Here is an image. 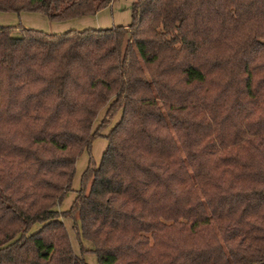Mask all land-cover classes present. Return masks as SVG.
<instances>
[{
    "label": "trees",
    "instance_id": "obj_1",
    "mask_svg": "<svg viewBox=\"0 0 264 264\" xmlns=\"http://www.w3.org/2000/svg\"><path fill=\"white\" fill-rule=\"evenodd\" d=\"M111 1L0 13L61 23ZM129 15L57 35L0 27V264H264V0H133Z\"/></svg>",
    "mask_w": 264,
    "mask_h": 264
},
{
    "label": "rangeland",
    "instance_id": "obj_2",
    "mask_svg": "<svg viewBox=\"0 0 264 264\" xmlns=\"http://www.w3.org/2000/svg\"><path fill=\"white\" fill-rule=\"evenodd\" d=\"M133 0H116L113 8H109L97 15V17H83L75 21H66L61 23H50L39 14L35 13H0V27L4 26H20L22 28L33 30L45 34L57 35L64 33L69 30H84V29H107L116 26H125L130 23L129 8L130 3ZM130 2V3H129ZM13 35H17L16 33ZM104 109H102L96 120L94 121L92 128L94 129L101 118L103 117ZM119 118V112L113 117L109 126L101 132L102 136H105L109 129L117 122ZM106 146V141L103 138L95 139L89 149V156L94 163L97 165L99 163L102 152ZM88 161V156L86 152H82L81 155L77 158L74 166V174L71 181L70 192H67L60 205L55 208L56 212L66 211L73 198L75 197V192L79 188V178L85 169ZM64 227L68 234L71 246L73 251L77 254L78 244L75 238V234L72 229V224L70 220H64ZM40 226L35 224L33 225L28 234L35 232ZM80 244L84 250L91 251V245L86 241H80ZM83 260L86 264H97L95 256L87 253L83 256Z\"/></svg>",
    "mask_w": 264,
    "mask_h": 264
},
{
    "label": "crops",
    "instance_id": "obj_3",
    "mask_svg": "<svg viewBox=\"0 0 264 264\" xmlns=\"http://www.w3.org/2000/svg\"><path fill=\"white\" fill-rule=\"evenodd\" d=\"M115 1L116 0H112L111 2H110V4L105 8V9H103V10H101L100 12H98V13H96L95 15H93V16H90V17H97V15L99 14V13H101V12H103V11H105V10H107V9H109V8H113L114 7V3H115ZM130 3V2H129ZM131 4V3H130ZM83 18V17H82ZM79 19V18H78ZM75 20H77V19H74V20H71V21H75ZM126 26V25H125ZM83 30V29H82ZM76 31H81V30H76ZM71 204V203H70Z\"/></svg>",
    "mask_w": 264,
    "mask_h": 264
}]
</instances>
